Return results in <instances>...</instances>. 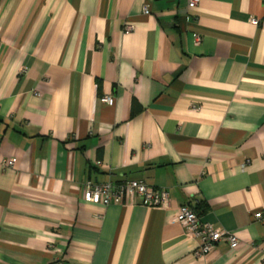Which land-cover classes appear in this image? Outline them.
Instances as JSON below:
<instances>
[{"label": "crops", "instance_id": "1", "mask_svg": "<svg viewBox=\"0 0 264 264\" xmlns=\"http://www.w3.org/2000/svg\"><path fill=\"white\" fill-rule=\"evenodd\" d=\"M263 17L264 0H0V264H264ZM129 180L168 206L83 198ZM187 206L236 249L193 257Z\"/></svg>", "mask_w": 264, "mask_h": 264}, {"label": "built area", "instance_id": "2", "mask_svg": "<svg viewBox=\"0 0 264 264\" xmlns=\"http://www.w3.org/2000/svg\"><path fill=\"white\" fill-rule=\"evenodd\" d=\"M199 0H188V7L197 6ZM143 11L148 14V7L144 6ZM251 25L261 26L264 29V17L261 19H251ZM131 31L129 26L123 30L125 34ZM197 41V42H196ZM195 42L198 43V40ZM99 102L108 106H113V96L102 95ZM15 160L6 161L3 166L13 167ZM83 198L86 202L107 207L111 204H123L125 202H133L138 200L144 207H156L165 209L169 203L168 192L163 189H156L148 186L142 181H123L116 185L112 183L93 184L86 183L84 186ZM255 219H259L261 214H255ZM175 221L181 226L187 236L198 239V248L193 252V257L200 258L213 250L214 246L219 242L228 244L231 250H235L238 246L237 237L231 232H227L222 228H218L209 224H201L198 216L192 209L182 207L175 216Z\"/></svg>", "mask_w": 264, "mask_h": 264}]
</instances>
